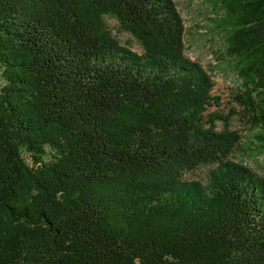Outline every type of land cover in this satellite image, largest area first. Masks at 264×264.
<instances>
[{
  "label": "trees",
  "instance_id": "trees-1",
  "mask_svg": "<svg viewBox=\"0 0 264 264\" xmlns=\"http://www.w3.org/2000/svg\"><path fill=\"white\" fill-rule=\"evenodd\" d=\"M212 1L264 148V0ZM184 37L173 0H0V264H264V177Z\"/></svg>",
  "mask_w": 264,
  "mask_h": 264
},
{
  "label": "rangeland",
  "instance_id": "rangeland-1",
  "mask_svg": "<svg viewBox=\"0 0 264 264\" xmlns=\"http://www.w3.org/2000/svg\"><path fill=\"white\" fill-rule=\"evenodd\" d=\"M185 27L184 52L190 60L199 63L210 75L213 82L212 97L215 99L208 113L231 116V129L237 131L240 140L229 156V160L251 168L264 177V148L258 147L254 138L257 134L243 114L237 97L243 91L235 62L226 55V35L217 26L223 11L212 0H173ZM113 37L123 46L142 54L138 43L119 29L118 24L106 18ZM1 85V78H0ZM222 129V122H216ZM216 165H208L186 173L184 180L206 183L209 172Z\"/></svg>",
  "mask_w": 264,
  "mask_h": 264
}]
</instances>
